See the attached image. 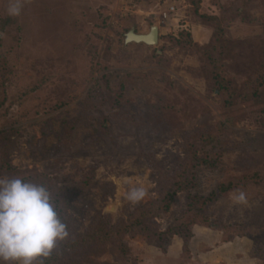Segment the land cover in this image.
I'll use <instances>...</instances> for the list:
<instances>
[{"label":"rangeland","instance_id":"rangeland-1","mask_svg":"<svg viewBox=\"0 0 264 264\" xmlns=\"http://www.w3.org/2000/svg\"><path fill=\"white\" fill-rule=\"evenodd\" d=\"M0 177L67 224L42 264H264V0H0Z\"/></svg>","mask_w":264,"mask_h":264},{"label":"clouds","instance_id":"clouds-1","mask_svg":"<svg viewBox=\"0 0 264 264\" xmlns=\"http://www.w3.org/2000/svg\"><path fill=\"white\" fill-rule=\"evenodd\" d=\"M143 195L132 189L128 198ZM68 235L45 185L0 177V264H42Z\"/></svg>","mask_w":264,"mask_h":264},{"label":"water","instance_id":"water-1","mask_svg":"<svg viewBox=\"0 0 264 264\" xmlns=\"http://www.w3.org/2000/svg\"><path fill=\"white\" fill-rule=\"evenodd\" d=\"M158 40V29L153 26L148 35L136 34L132 30L125 35V43H141L144 45L156 44Z\"/></svg>","mask_w":264,"mask_h":264},{"label":"trees","instance_id":"trees-1","mask_svg":"<svg viewBox=\"0 0 264 264\" xmlns=\"http://www.w3.org/2000/svg\"><path fill=\"white\" fill-rule=\"evenodd\" d=\"M195 160V159H194ZM194 163L196 164V161H193L192 160V162L190 163L191 164V167L192 166H194ZM186 177V176H185ZM175 181V180H174ZM174 184H176L175 182H174ZM185 184V185H184ZM174 188H176V189H180V190H182L183 188L185 189L186 188V182H182L181 184H178L176 187H174ZM173 189V188H172ZM221 191V193L223 192H225L226 191V189H224V188H221L220 189ZM176 193V191H175V189L172 191V190H170V191H168L166 194H165V201H168L167 203H165L164 204V209H168L169 208V204H170V202H171V200H172V196H173V194H175ZM213 196V195H212ZM212 196H210L209 197V199H207V200H212L213 199V197ZM206 200V201H207ZM191 204V203H190ZM193 204V203H192ZM194 204H196L195 202H194ZM188 211H190L191 212V207L190 208H188ZM186 217V214H184V216L182 217V218H185ZM184 222V221H183Z\"/></svg>","mask_w":264,"mask_h":264},{"label":"built area","instance_id":"built-area-1","mask_svg":"<svg viewBox=\"0 0 264 264\" xmlns=\"http://www.w3.org/2000/svg\"><path fill=\"white\" fill-rule=\"evenodd\" d=\"M171 11H173V9H171ZM171 11H170V12H171ZM166 16H167V14L163 15L164 18H166Z\"/></svg>","mask_w":264,"mask_h":264},{"label":"bare ground","instance_id":"bare-ground-1","mask_svg":"<svg viewBox=\"0 0 264 264\" xmlns=\"http://www.w3.org/2000/svg\"><path fill=\"white\" fill-rule=\"evenodd\" d=\"M151 29V28H150ZM149 31V30H148ZM141 35H148V34H146V32H145V34L144 33H142Z\"/></svg>","mask_w":264,"mask_h":264},{"label":"flooded vegetation","instance_id":"flooded-vegetation-1","mask_svg":"<svg viewBox=\"0 0 264 264\" xmlns=\"http://www.w3.org/2000/svg\"><path fill=\"white\" fill-rule=\"evenodd\" d=\"M149 32H150V29H149V31L146 32V34H149Z\"/></svg>","mask_w":264,"mask_h":264}]
</instances>
